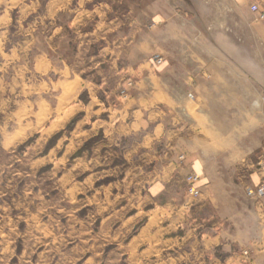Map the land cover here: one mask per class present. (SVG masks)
I'll list each match as a JSON object with an SVG mask.
<instances>
[{"label":"crops","instance_id":"obj_1","mask_svg":"<svg viewBox=\"0 0 264 264\" xmlns=\"http://www.w3.org/2000/svg\"><path fill=\"white\" fill-rule=\"evenodd\" d=\"M226 2L230 11L221 8ZM252 3L46 0L42 7V0H0V58L20 60L24 77L28 71L41 76L35 83L36 96L42 90V72L69 74L72 82L66 107L70 108L61 116L84 107L88 112L92 108L94 115L108 114L109 120L93 123L94 128L98 125L93 136L101 135L103 142L104 157L98 172L108 170L109 149L120 152L118 146H126L128 150L115 155L109 165L113 170L123 168L116 178L124 181L132 173L142 181L149 165L147 190L151 198L167 196L174 200L155 205L161 215L152 235H170L180 229L182 242L196 238L205 253L220 248L229 253V264H264V205L245 193L247 186L264 183V146L244 145L238 135L253 131L249 120L255 110L250 101L264 99V94L255 92L253 76L236 74L232 62L219 64L228 70L225 76L205 58L190 56L192 47L201 50L206 45V29L198 20L210 17L211 10L214 16L220 15L218 18L233 20V29L239 24L248 26L242 42L230 33L219 34V40L227 45H219L222 50H245V41L255 33L264 49V20H255ZM191 4L198 14L191 13ZM46 25L55 37L67 32L74 37L76 47L70 55L55 59L50 49L42 52V26ZM127 52L131 56L125 55ZM157 54L164 56L161 65L154 62ZM30 55L33 61L28 64ZM127 78L134 79L136 89L123 98L115 90L127 84ZM98 85L105 90L101 94L95 90ZM84 88L89 99L81 104ZM224 100L231 101L230 115L248 117L246 124H231L227 136L217 125V117L225 113L210 108L211 101L217 109ZM246 139L249 141V135ZM233 148H240L244 155L236 157ZM192 174L199 175L196 187L201 194L193 199L196 202H185L184 190ZM164 218L165 227L160 224ZM245 248L253 252L249 260L240 254ZM203 259L199 256L201 264ZM213 264L228 263L215 255Z\"/></svg>","mask_w":264,"mask_h":264},{"label":"rangeland","instance_id":"obj_2","mask_svg":"<svg viewBox=\"0 0 264 264\" xmlns=\"http://www.w3.org/2000/svg\"><path fill=\"white\" fill-rule=\"evenodd\" d=\"M42 3L43 7L46 0ZM252 4H258L264 12V0H253ZM190 8L191 13L198 14L194 5ZM221 8L231 9L228 2ZM211 12L210 17L202 16L198 20L206 29L203 38L206 45L201 50L192 47L191 59L205 58L225 76L228 70L219 64L232 62L237 67L236 74L253 76L255 92L264 94V49L257 33L245 41L248 44L245 50H222L227 45L225 40H219V34L230 33L242 42L248 26L239 24L234 31L233 20L218 18L220 15L216 17ZM252 12L256 21H263L257 20ZM144 24L148 26L149 21ZM47 26H42V52L48 53L50 49L55 59L70 55L76 47L74 37L68 32L55 37ZM160 58L162 62H158ZM4 60L0 58L3 63L0 68V264H201L199 256L205 257L202 264H213L215 255L229 264V253L220 248L205 253V247L196 238L182 242L178 237L183 232L180 229L170 235L167 232L152 235L161 215L155 205L174 200L167 196L151 198L147 190L151 180L149 165L144 169L142 181L132 173L124 181L116 178L123 168L113 170L109 165L115 155L128 150L126 146H118L120 152L109 149L108 170L98 172L104 157L103 142L101 135L93 136L98 130V125L94 128L93 123L97 120L103 123L109 117L107 113L94 115L92 108L88 112L85 107L61 116L70 108L66 107L70 103L66 98L72 82L69 74L42 72V90L36 96L35 83L41 76L28 71L24 77L20 60ZM32 61L30 55L28 64ZM154 62L163 64L164 56L155 55ZM128 78L127 84L115 90L123 98L136 89L134 79ZM61 79L63 83L58 84L56 81ZM85 89L80 94L81 104L89 99ZM95 90L98 94L105 91L102 85ZM214 102L211 101V110L225 113L217 117L224 135H230L231 124L248 122L244 115L229 114L231 101L224 100L222 106L219 102L217 109ZM250 105L255 110L249 120L253 131H240L238 135L240 143L256 148L260 144L264 146V99L256 98ZM233 151L236 157L244 155L240 148ZM129 171L127 168L126 172ZM261 184L264 183L247 186L245 193L249 199L264 205V198L247 194L248 187ZM189 187L190 184L184 190L185 202L201 194H190ZM160 224L165 227V218ZM252 253L245 248L240 254L249 260Z\"/></svg>","mask_w":264,"mask_h":264},{"label":"built area","instance_id":"obj_3","mask_svg":"<svg viewBox=\"0 0 264 264\" xmlns=\"http://www.w3.org/2000/svg\"><path fill=\"white\" fill-rule=\"evenodd\" d=\"M251 9L256 13V19L257 20H264V12L260 10V6L258 4H252ZM162 58L158 60V62H162ZM199 180L198 174H192L188 177V182L190 184L189 192L192 195H198L200 193V190L195 186L196 182ZM247 194L256 199H263L264 198V184H261L260 186L253 188L248 187L247 188Z\"/></svg>","mask_w":264,"mask_h":264}]
</instances>
